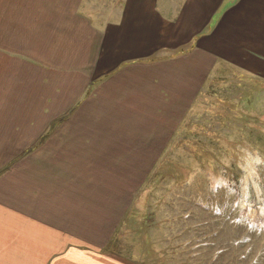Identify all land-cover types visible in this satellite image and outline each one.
<instances>
[{"label":"crops","instance_id":"1","mask_svg":"<svg viewBox=\"0 0 264 264\" xmlns=\"http://www.w3.org/2000/svg\"><path fill=\"white\" fill-rule=\"evenodd\" d=\"M89 7L0 0V264H135L114 241L212 73L264 71V0Z\"/></svg>","mask_w":264,"mask_h":264},{"label":"rangeland","instance_id":"2","mask_svg":"<svg viewBox=\"0 0 264 264\" xmlns=\"http://www.w3.org/2000/svg\"><path fill=\"white\" fill-rule=\"evenodd\" d=\"M111 4L89 0V9ZM257 72L222 60L212 73L114 241L135 264H264V71Z\"/></svg>","mask_w":264,"mask_h":264}]
</instances>
